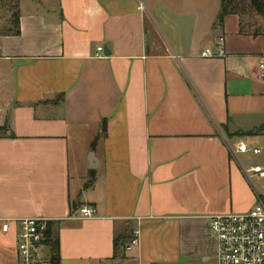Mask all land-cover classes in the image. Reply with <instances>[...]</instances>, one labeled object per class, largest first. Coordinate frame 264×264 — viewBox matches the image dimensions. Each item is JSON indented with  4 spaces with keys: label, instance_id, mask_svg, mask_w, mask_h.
Here are the masks:
<instances>
[{
    "label": "crops",
    "instance_id": "crops-1",
    "mask_svg": "<svg viewBox=\"0 0 264 264\" xmlns=\"http://www.w3.org/2000/svg\"><path fill=\"white\" fill-rule=\"evenodd\" d=\"M220 6L19 0V34L0 8V264H21L26 218L54 223L60 264L215 258L208 217L255 205L242 164L264 154V31L241 34L235 14L214 29ZM220 37L224 57L200 56ZM256 128L260 154L237 152L232 134Z\"/></svg>",
    "mask_w": 264,
    "mask_h": 264
},
{
    "label": "built area",
    "instance_id": "built-area-1",
    "mask_svg": "<svg viewBox=\"0 0 264 264\" xmlns=\"http://www.w3.org/2000/svg\"><path fill=\"white\" fill-rule=\"evenodd\" d=\"M143 1L140 8L143 9ZM103 47L97 48L96 57H101ZM225 39L220 37L215 48L207 47L200 56L204 58L224 57ZM264 67V63L262 64ZM239 153L260 154L261 149L251 147L246 141H240L236 147ZM248 179L255 184V178L264 179V166L255 165L245 169ZM256 203L246 212L227 213L208 217L212 236L217 241L215 258L208 264H264V190L255 187ZM96 209L84 205L79 208L78 218L94 217ZM16 247L21 264H51L48 245L49 220L43 218H26L16 220ZM3 232L11 230V220L6 219L1 225ZM139 244L136 232L126 245L132 250Z\"/></svg>",
    "mask_w": 264,
    "mask_h": 264
},
{
    "label": "trees",
    "instance_id": "trees-1",
    "mask_svg": "<svg viewBox=\"0 0 264 264\" xmlns=\"http://www.w3.org/2000/svg\"><path fill=\"white\" fill-rule=\"evenodd\" d=\"M12 1V0H11ZM221 6L219 13L217 15L216 21L214 22L213 28H221L224 26V19L230 14H235L240 18V33L250 34L253 36H258L263 34L261 30L256 29L253 32L245 29L244 16L252 17L254 14L261 17L264 23V0H220ZM15 5V12L11 15L9 22L8 33L19 34L20 33V23H19V0H13ZM102 130L105 133L107 130V119L102 121ZM258 129H253L249 131V134H257ZM54 223L49 222L48 228V245L50 249L51 264H60V254H59V238L54 230ZM126 243H122L119 238H116L114 246L116 251L122 246L126 249Z\"/></svg>",
    "mask_w": 264,
    "mask_h": 264
},
{
    "label": "rangeland",
    "instance_id": "rangeland-1",
    "mask_svg": "<svg viewBox=\"0 0 264 264\" xmlns=\"http://www.w3.org/2000/svg\"><path fill=\"white\" fill-rule=\"evenodd\" d=\"M0 8H2L4 13H6L9 17L13 14V12L16 11L13 0L12 1L11 0H0ZM243 20L245 24V29H247L248 31L253 32L256 29L264 31V23L261 20L260 16H257L256 14H254L252 17H248L245 15ZM233 135L238 136V140L240 142L241 140L247 141V138H245L244 136H248L249 133L248 132H236L232 134V136ZM239 142H237V144H239ZM257 164H261L264 166V154L260 157H255L254 159H248L246 161L244 160L242 166H243V169L245 170ZM251 185L254 189L255 187H257L260 190H264V179L255 178V184L251 182Z\"/></svg>",
    "mask_w": 264,
    "mask_h": 264
},
{
    "label": "water",
    "instance_id": "water-1",
    "mask_svg": "<svg viewBox=\"0 0 264 264\" xmlns=\"http://www.w3.org/2000/svg\"><path fill=\"white\" fill-rule=\"evenodd\" d=\"M96 163H97V159L95 158V154L92 152L91 158H89L90 168L92 169L96 168L97 167Z\"/></svg>",
    "mask_w": 264,
    "mask_h": 264
}]
</instances>
